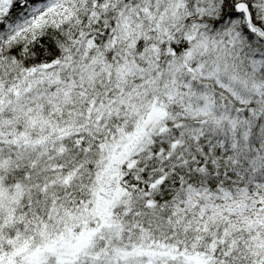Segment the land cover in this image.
I'll return each mask as SVG.
<instances>
[{"label": "snow or ice", "instance_id": "6c2138e0", "mask_svg": "<svg viewBox=\"0 0 264 264\" xmlns=\"http://www.w3.org/2000/svg\"><path fill=\"white\" fill-rule=\"evenodd\" d=\"M0 264H264V0H0Z\"/></svg>", "mask_w": 264, "mask_h": 264}]
</instances>
